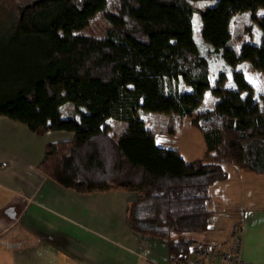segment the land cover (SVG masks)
Returning a JSON list of instances; mask_svg holds the SVG:
<instances>
[{"label":"trees","instance_id":"1","mask_svg":"<svg viewBox=\"0 0 264 264\" xmlns=\"http://www.w3.org/2000/svg\"><path fill=\"white\" fill-rule=\"evenodd\" d=\"M195 1V0H190ZM106 0H29L15 8L0 37V116L34 135L65 131L47 142L36 169L78 194L109 190L135 194L124 214L132 233L166 239L203 231L210 214L208 189L226 177L225 165L264 174V105L241 96L220 77L209 88L207 65L191 38L187 0H116L103 38L82 35ZM264 0H215L198 11L200 38L229 67L240 62L264 72ZM248 12L260 31L257 45L232 43L231 21ZM178 81L188 87L178 89ZM218 99L194 113L205 91ZM76 116L60 117L63 105ZM140 113L186 117L201 136L203 152L183 160L155 144ZM76 117V118H74ZM106 119L125 124L108 134ZM217 245V244H216ZM190 242H169L170 257L187 255Z\"/></svg>","mask_w":264,"mask_h":264},{"label":"crops","instance_id":"2","mask_svg":"<svg viewBox=\"0 0 264 264\" xmlns=\"http://www.w3.org/2000/svg\"><path fill=\"white\" fill-rule=\"evenodd\" d=\"M232 87L229 82L226 88ZM161 115L166 116H145ZM60 117L66 116L60 113ZM143 126L153 133L156 145L176 150L185 161L202 154L192 156L191 145L186 150L175 147L169 139L174 126L168 135ZM184 127L192 134L189 124ZM53 133L56 139L45 142L21 129L12 140L0 133V264H167L169 242H190V248L198 243L225 245L234 224L241 229L240 258L248 264H264V174L225 165V179L208 189L211 211L203 231L174 232L166 239L138 236L130 231L124 214L135 194L114 190L78 194L36 169L45 143L72 135Z\"/></svg>","mask_w":264,"mask_h":264},{"label":"rangeland","instance_id":"3","mask_svg":"<svg viewBox=\"0 0 264 264\" xmlns=\"http://www.w3.org/2000/svg\"><path fill=\"white\" fill-rule=\"evenodd\" d=\"M27 1L29 0H0V37H4L8 27V21L15 15L16 6ZM115 2L116 0H106L105 6L102 11L98 12L93 18H91L88 21L87 25L77 33L82 35H91L96 38H103L105 35L107 24L102 18V14L112 13L113 5ZM187 3L190 7L191 38L194 45L197 47L199 55L206 61L209 88H214L220 77L222 78L221 87L226 88L229 82L230 84H232L231 72L240 71L245 75V87L241 93V96L250 93L253 95L254 99L259 105H264V72L251 71L248 64L245 62H240L234 67L227 66L222 61L219 54L211 51L209 49L211 47L208 44L204 43L200 38L201 23L198 11L202 8L212 6L215 3V0H187ZM255 14H257L259 18L260 16L264 15V10L257 11V13ZM254 16L255 15L253 14V17ZM231 32L233 34L232 43L235 48L239 46L241 41L248 42L254 45H257L259 43L260 31L257 28L255 22L250 19V15L248 12L239 13L232 18ZM178 89L187 90L188 87L178 81ZM217 99L218 98L212 95L209 90L205 91L202 96L201 103L196 107L194 113H203L205 111L211 110ZM61 113L64 117L77 115L73 112L72 107L66 104L61 107ZM147 113L154 116L158 115V113ZM145 115L146 113L140 112L138 114L140 119L142 118L143 120H145L143 123L157 128L160 132L159 134L165 133V135H168L169 130H171V127L174 126V136L172 138L170 137L169 139L173 142V145L175 147H178L180 150H186V148L189 149L191 145V151L193 152L192 156L201 154L203 152V143L200 133L196 129L190 128V132H192V134H189V132L186 130V127H184L185 124H189V121L186 117L179 118L177 116L173 117L172 115H166V117L161 115L154 117L155 119H153ZM178 119L180 120L177 121ZM103 124L106 128V132H110L111 135L113 134L114 136L119 135L120 132L124 130L121 123L116 122L112 119H106ZM176 124H178L179 126H176ZM18 129L23 130V132L29 134L30 136H33L40 142L41 140L45 142L50 141L51 139H56L57 136L54 135L55 133H53V131H51L44 137L40 138L29 132L23 124L10 121L5 117L0 116V133H4L3 138L12 140L14 138V132Z\"/></svg>","mask_w":264,"mask_h":264},{"label":"built area","instance_id":"4","mask_svg":"<svg viewBox=\"0 0 264 264\" xmlns=\"http://www.w3.org/2000/svg\"><path fill=\"white\" fill-rule=\"evenodd\" d=\"M240 225L231 226L227 244H195L187 255L172 256L167 264H248L240 258Z\"/></svg>","mask_w":264,"mask_h":264}]
</instances>
